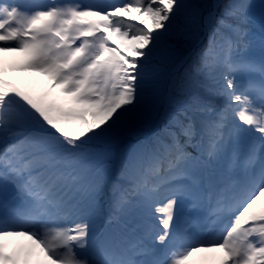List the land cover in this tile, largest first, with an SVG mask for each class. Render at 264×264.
I'll use <instances>...</instances> for the list:
<instances>
[{
    "label": "snow or ice",
    "instance_id": "1",
    "mask_svg": "<svg viewBox=\"0 0 264 264\" xmlns=\"http://www.w3.org/2000/svg\"><path fill=\"white\" fill-rule=\"evenodd\" d=\"M0 264H264V0H0Z\"/></svg>",
    "mask_w": 264,
    "mask_h": 264
},
{
    "label": "rangeland",
    "instance_id": "2",
    "mask_svg": "<svg viewBox=\"0 0 264 264\" xmlns=\"http://www.w3.org/2000/svg\"><path fill=\"white\" fill-rule=\"evenodd\" d=\"M87 0H84V2H86ZM43 2H49V0H43ZM104 2H109V0H104ZM24 74H26V73H19V72H17V73H13L12 75H10L8 78L9 79H12V80H16L17 78H19V77H23V75Z\"/></svg>",
    "mask_w": 264,
    "mask_h": 264
},
{
    "label": "bare ground",
    "instance_id": "3",
    "mask_svg": "<svg viewBox=\"0 0 264 264\" xmlns=\"http://www.w3.org/2000/svg\"><path fill=\"white\" fill-rule=\"evenodd\" d=\"M87 2V1H86ZM36 74H31V73H26V74H24L23 75V77L22 78H27V77H29V76H35ZM19 78H21V77H19Z\"/></svg>",
    "mask_w": 264,
    "mask_h": 264
}]
</instances>
